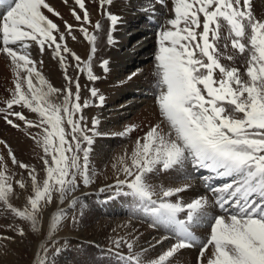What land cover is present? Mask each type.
<instances>
[{"label":"snow or ice","instance_id":"1","mask_svg":"<svg viewBox=\"0 0 264 264\" xmlns=\"http://www.w3.org/2000/svg\"><path fill=\"white\" fill-rule=\"evenodd\" d=\"M155 3L160 6L158 15L155 7L145 11L152 13L147 19H155L158 29L153 57L158 122L136 138L130 155L116 158L113 167L122 177L117 175L114 183L100 191L114 190L115 196L133 198L139 211L150 219V226L164 228L174 242L156 258H149L147 249H142L143 257L135 251L134 238L121 237L114 241L115 248L124 244L128 253H115L119 264H173L177 253L195 247L199 249L196 264H264V17L254 14L252 0ZM74 4L82 10V16L75 8L72 15L82 22L79 30L91 45L83 61L67 46L59 25L46 14L60 16L48 0H0V9L4 10L0 15V55L8 59L14 76L11 98L0 113H5L3 118L13 127H19L9 118L14 116L26 127L39 130L32 139L42 147L46 172L41 184L36 169L19 161L7 142L0 139L11 164L27 171L33 192L22 210L10 203L12 176L8 175V160L0 155V202L15 217L29 221L34 230L38 229L42 207L52 202L54 193L63 204L76 191L78 176L85 186L92 182L94 138L105 135L99 118H91L90 126L85 122L83 110L91 105L81 100L79 78L74 81L67 72V57H71L76 68L87 73L88 81L100 79L92 66L97 36L84 26L92 25L89 10L85 0H74ZM98 4L104 9L113 0H98ZM105 15L110 22L107 42L113 44V31L122 21L111 11ZM64 25L71 35L73 26L67 21ZM93 27L99 32L102 24L97 20ZM33 46L41 55L51 50L64 70L68 87H53L37 66L43 60L33 58ZM237 58L243 67L236 65ZM100 67L108 73L109 60L103 59ZM89 92L98 101L95 106L103 107L105 96L96 87ZM60 95L62 101L55 102L53 98ZM14 106L37 114L39 119H28L22 111H14ZM136 128L127 125L115 135L128 137ZM172 172L183 174L179 183L156 182ZM197 179L211 195L196 194L186 199ZM217 180L223 183L213 182ZM15 183L20 189L26 187L23 179ZM70 203L77 201L73 198ZM217 208L219 213L212 215ZM63 218V209L53 214L51 231ZM201 225H207L205 239L197 235ZM13 230L19 236L25 234L22 228ZM51 231L49 240L55 246ZM0 239L11 241L13 237L4 235ZM164 240L169 236L155 243L163 247ZM42 252L45 255L38 264H48V245L42 246Z\"/></svg>","mask_w":264,"mask_h":264},{"label":"bare ground","instance_id":"2","mask_svg":"<svg viewBox=\"0 0 264 264\" xmlns=\"http://www.w3.org/2000/svg\"><path fill=\"white\" fill-rule=\"evenodd\" d=\"M136 0H131L134 3ZM51 6L60 13L59 17L51 13L46 14L57 23L60 30L65 33L67 46L86 60L91 51V45L85 39L84 34L79 30L82 22H78L72 16L73 8L82 16V10L74 4V0H48ZM89 10L92 25H84L90 34L97 36V52L92 61L94 73L100 77L96 82L87 80V73L76 68V61L67 57L68 75L73 80L78 77L81 85V100H88L90 107L83 110L85 122L90 126L91 118L96 117L101 120L100 130L105 135L94 138L92 152L90 154V174L92 182L85 186L82 178L77 177L78 187L64 203L59 202V194H53L50 204L42 207L39 214L38 229L34 230L29 221L15 217L0 202V236L11 235V241L0 239V264H38L42 252V246L48 245L51 248H59L60 251L52 254L48 264H119L118 259L113 258V252L126 255L128 249L121 245L119 249L111 244L123 237L124 240L134 238L135 251L142 257L145 253L142 249H147L149 258H156L162 250H166L170 238L164 228H154L149 225L150 219L139 211L137 203L131 197L115 196L106 204L101 203V198L106 199L107 195H115L114 190L101 192L100 189L107 184L114 183L118 172L113 165L117 163L116 158L127 153L130 155L135 146V140L154 123L158 122V108L155 102L157 90L152 83L156 82L154 76V53L157 47V28L140 26L139 21L130 24V29L123 32L117 24L113 31V44L107 42V32L110 30V22L105 13L111 11L121 17L123 7L119 0H113L111 6L99 8L98 0H85ZM253 12L258 17H264V0H253ZM151 6L154 4L149 2ZM139 6H137L138 8ZM156 8V7H155ZM46 11V10H45ZM139 20V16L132 17V21ZM99 20L102 29L95 32L93 25ZM73 26L71 35H68L64 22ZM145 28V29H144ZM226 34V30H225ZM75 36L76 39H72ZM33 58L37 61L43 60V64H38L39 70L56 88L68 87L64 78V70L61 68L58 59L53 58L50 49H46L43 55L39 49L33 46L31 49ZM67 55V54H66ZM103 59L109 60V72L103 73L100 63ZM231 63V62H226ZM236 65L243 67L242 60L237 58ZM81 67L83 65L81 64ZM132 73H137L132 79L128 77ZM14 76L11 66L6 57L0 55V108L6 107L5 101L11 98V90L14 88ZM75 91V83L71 85ZM96 87L100 94L105 96L103 107L95 106L98 101L90 96L89 89ZM3 91L7 96L3 95ZM55 102L62 101V95L53 98ZM22 111L30 120H38L35 113L29 112L20 106H14V111ZM1 117V116H0ZM19 127L9 125L5 119L0 118V139L7 142L17 159L36 169L38 181L41 183L46 178L43 161L42 147L32 139L39 131L35 128H28L23 121L10 117ZM136 125V131L128 137L115 135L127 125ZM70 139V137H69ZM7 149L0 145V155H4L8 160V175L12 176L13 194L10 203L21 210L27 206V199L33 195L31 181L27 171L13 166L10 158L7 157ZM50 159V157H48ZM81 163L83 158L81 154ZM191 169L189 168V171ZM204 175L209 173L204 172ZM183 174L172 172L166 178L161 176L156 182L162 184L179 183ZM198 175V174H194ZM17 179H23L26 187L20 189L15 183ZM223 183V181H213ZM42 184V183H41ZM196 194H207L204 185L199 180H193V189L185 194V198H190ZM106 197V198H105ZM75 198L77 203L71 204ZM63 209L64 218L58 227L51 231V218L53 214ZM217 214V211L212 215ZM11 226V227H9ZM22 228L24 236H19L13 229ZM51 231L55 246L51 245L49 235ZM207 225H201L197 230L199 239L207 235ZM163 236H169V240L163 241V247L155 242ZM204 239V238H203ZM59 244V246H57ZM40 256H37V253ZM199 252L198 247L193 250L183 249L175 255L173 264H196L195 254ZM56 255V256H55Z\"/></svg>","mask_w":264,"mask_h":264},{"label":"rangeland","instance_id":"3","mask_svg":"<svg viewBox=\"0 0 264 264\" xmlns=\"http://www.w3.org/2000/svg\"><path fill=\"white\" fill-rule=\"evenodd\" d=\"M4 95L7 96V94H6L5 91H3V95H2V97H3ZM0 118L4 119L3 116H1ZM9 118H10V117H9ZM42 182H43V180H42ZM42 182H41V183H42ZM44 206H45V205H44ZM44 206H43V208H44ZM112 244H114V242H112ZM57 246H59V244H58ZM56 249H57V247L49 249L50 251L47 252V258H49L50 256H52V254H56V253H57V252H56ZM44 255H45V254H43V255L41 256L40 260L44 258ZM55 256H56V255H55Z\"/></svg>","mask_w":264,"mask_h":264}]
</instances>
